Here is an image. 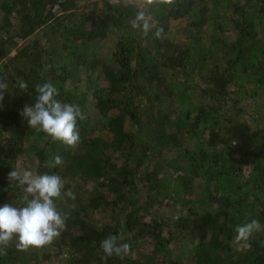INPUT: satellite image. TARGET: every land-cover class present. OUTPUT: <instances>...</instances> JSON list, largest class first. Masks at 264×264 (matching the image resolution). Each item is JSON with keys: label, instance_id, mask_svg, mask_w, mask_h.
Returning a JSON list of instances; mask_svg holds the SVG:
<instances>
[{"label": "trees", "instance_id": "obj_1", "mask_svg": "<svg viewBox=\"0 0 264 264\" xmlns=\"http://www.w3.org/2000/svg\"><path fill=\"white\" fill-rule=\"evenodd\" d=\"M87 1L0 0V206L25 204L13 168L75 194L56 201L68 219L52 244L14 237L0 264H264V230L250 249L235 239L264 225V0ZM138 10L161 38L131 27ZM47 81L86 116L75 146L20 115ZM119 234L129 254L106 257Z\"/></svg>", "mask_w": 264, "mask_h": 264}, {"label": "clouds", "instance_id": "obj_2", "mask_svg": "<svg viewBox=\"0 0 264 264\" xmlns=\"http://www.w3.org/2000/svg\"><path fill=\"white\" fill-rule=\"evenodd\" d=\"M130 24L132 28L140 29L145 36L153 29L156 38L163 35V28L158 27L157 21L145 11L138 10ZM18 87L25 90L28 85L21 80L18 81ZM5 92H8V84L0 79V102L4 100ZM36 92L38 95L34 104L24 105L20 115L27 120L31 128H37L70 147L75 146L80 140L77 120H84L86 116L77 105L57 99L59 90L51 81L37 85ZM63 162L60 155H55L47 167L55 168ZM7 179L10 186L22 187L27 195L23 206L12 204L0 206V255L7 254L6 248L14 237L18 238L17 249L22 251L52 244L66 228L68 219L67 214L58 211L56 201L63 196L75 199V194L71 190L65 192L61 176L54 173L36 174L32 170L19 171L13 168ZM262 230L264 225L253 219L236 227L235 239L243 248L250 249V238ZM123 241V234L110 235L101 242L100 247L106 257L115 255L124 259L129 254L131 245Z\"/></svg>", "mask_w": 264, "mask_h": 264}, {"label": "rangeland", "instance_id": "obj_3", "mask_svg": "<svg viewBox=\"0 0 264 264\" xmlns=\"http://www.w3.org/2000/svg\"><path fill=\"white\" fill-rule=\"evenodd\" d=\"M96 0H88L87 2H84L83 3V6L86 8V9H90L92 7L91 4L95 3ZM137 5H139V7L142 5L141 3V0H134ZM179 24V23H178ZM177 22H171V27L173 28V30L176 28V26L178 25ZM182 24V23H180ZM184 24V23H183ZM106 46L109 45V42H106L105 43ZM23 171V169H22ZM175 211V208H171V207H166V206H163V208L161 209V215L164 216V217H168L170 216L172 213H174Z\"/></svg>", "mask_w": 264, "mask_h": 264}]
</instances>
